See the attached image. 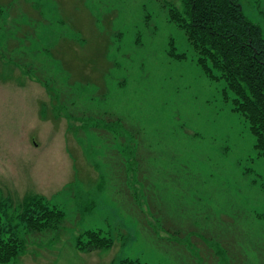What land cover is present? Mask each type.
<instances>
[{"label": "rangeland", "instance_id": "rangeland-1", "mask_svg": "<svg viewBox=\"0 0 264 264\" xmlns=\"http://www.w3.org/2000/svg\"><path fill=\"white\" fill-rule=\"evenodd\" d=\"M181 2L0 0L10 264H264V160L169 21ZM239 3L264 37V0ZM41 204L63 218L30 230Z\"/></svg>", "mask_w": 264, "mask_h": 264}, {"label": "trees", "instance_id": "trees-1", "mask_svg": "<svg viewBox=\"0 0 264 264\" xmlns=\"http://www.w3.org/2000/svg\"><path fill=\"white\" fill-rule=\"evenodd\" d=\"M181 8L171 9L168 19L183 31L195 53L196 65L210 81H223L225 102L230 100L232 112L243 117L254 137V149L264 160V37L261 28L244 14L239 0H181ZM170 58L181 61L169 42ZM30 230H40L61 222L60 212L42 204L24 215ZM86 251L107 249L108 238L86 232ZM24 250L23 242L3 228L0 215V264H10ZM120 264H141L129 259Z\"/></svg>", "mask_w": 264, "mask_h": 264}]
</instances>
